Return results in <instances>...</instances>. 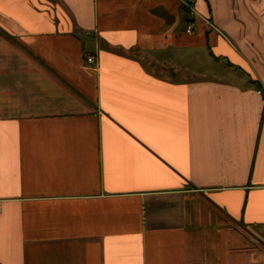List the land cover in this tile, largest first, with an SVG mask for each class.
<instances>
[{"label":"crops","instance_id":"1","mask_svg":"<svg viewBox=\"0 0 264 264\" xmlns=\"http://www.w3.org/2000/svg\"><path fill=\"white\" fill-rule=\"evenodd\" d=\"M0 205V264H264V0H0Z\"/></svg>","mask_w":264,"mask_h":264},{"label":"built area","instance_id":"2","mask_svg":"<svg viewBox=\"0 0 264 264\" xmlns=\"http://www.w3.org/2000/svg\"><path fill=\"white\" fill-rule=\"evenodd\" d=\"M193 29H194V26L192 24L187 26L188 32H191ZM87 59H88V62L94 63V62H96L97 58H96V55H90V56H88ZM0 210H1V205H0Z\"/></svg>","mask_w":264,"mask_h":264}]
</instances>
